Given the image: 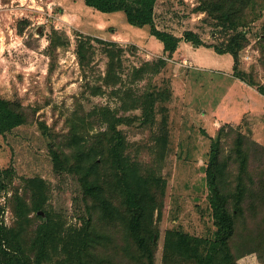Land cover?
<instances>
[{
  "label": "rangeland",
  "instance_id": "obj_1",
  "mask_svg": "<svg viewBox=\"0 0 264 264\" xmlns=\"http://www.w3.org/2000/svg\"><path fill=\"white\" fill-rule=\"evenodd\" d=\"M209 2L215 7L219 0ZM201 4L154 0L155 27L180 38L168 54L150 25L129 23L122 10L103 12L84 0H0V96L34 109L31 123L0 133V171L14 168L11 180L0 174V220L17 225V191L28 215L24 236L38 227L46 237L41 264H61L62 235L83 212L75 176L53 169L47 132L60 136L77 116L88 121L90 133L103 129L97 114L102 107L119 116L130 161L164 180L155 188V264H161L166 229L213 238L206 179L212 141H219L218 158L225 162L223 181L229 187L240 181L242 189L244 184L236 228L255 241L248 249L261 241L264 0H252L253 8L242 13L247 22L236 28ZM186 31L193 40L184 38ZM240 35L244 45L234 66L232 54L214 46L223 48ZM238 148L245 155L242 180ZM29 178L35 179L26 183ZM32 202L42 208L34 210ZM100 247L93 251L108 253ZM235 263L264 264V258L250 250Z\"/></svg>",
  "mask_w": 264,
  "mask_h": 264
},
{
  "label": "trees",
  "instance_id": "obj_2",
  "mask_svg": "<svg viewBox=\"0 0 264 264\" xmlns=\"http://www.w3.org/2000/svg\"><path fill=\"white\" fill-rule=\"evenodd\" d=\"M201 7L209 10L219 21L230 28L245 24L242 13L251 6L252 0H219L213 6L209 0H201ZM88 6L103 12L122 10L129 23L136 26L150 25V32L162 43L164 50L171 54L176 49L179 37L160 30L154 25V0H84ZM186 31L184 38L193 40ZM244 37H232L223 48L214 46L217 52H229L238 61V51L244 45ZM195 43L200 41L196 38ZM241 78L243 72L239 73ZM261 89V88H260ZM264 94V88H262ZM29 112L31 118H29ZM17 100L0 96V133L7 134L13 129L31 123L32 112ZM98 118L104 128L90 133L88 121L84 117L69 120L68 129L60 136L49 130L47 137L48 154L53 169L58 173L75 176L81 188L83 212L79 224L69 226L62 235L61 264H155L154 252L158 227L154 222L157 186H163L155 173H142L138 164L130 161L125 154V137L118 128L121 122L108 107L98 110ZM148 118L147 113L145 114ZM219 141H212L206 179L209 185V203L215 231L212 239L198 238L178 229H166L163 236L161 264H236L235 259L244 252L254 250L264 258V232L254 249L255 243L246 233L236 228V220L243 214L241 182L229 187L223 181L224 161L218 158ZM237 159L241 164V174L245 169V155L237 149ZM9 176L13 167L1 173ZM11 176H9L10 178ZM35 178L26 179L30 183ZM11 180V178H10ZM0 186H5L0 180ZM13 197L19 199L16 208L17 225L7 227L0 220V263L1 264H41L46 250V237L41 228L36 227L33 236H24L22 229L26 223L24 208L17 191ZM31 207L41 209L38 203ZM51 220L43 224L44 229ZM41 225V224H40ZM38 226V225H37ZM41 227V226H40ZM104 245L108 253L95 250ZM248 246V247H247ZM101 248V247H100ZM236 252H234V251ZM116 257V258H115Z\"/></svg>",
  "mask_w": 264,
  "mask_h": 264
}]
</instances>
